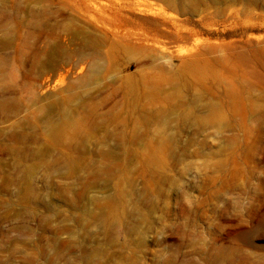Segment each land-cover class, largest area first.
I'll return each instance as SVG.
<instances>
[{
  "label": "rangeland",
  "instance_id": "rangeland-1",
  "mask_svg": "<svg viewBox=\"0 0 264 264\" xmlns=\"http://www.w3.org/2000/svg\"><path fill=\"white\" fill-rule=\"evenodd\" d=\"M0 264H264V0H0Z\"/></svg>",
  "mask_w": 264,
  "mask_h": 264
}]
</instances>
